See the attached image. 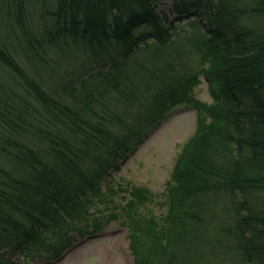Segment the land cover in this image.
I'll list each match as a JSON object with an SVG mask.
<instances>
[{
    "label": "trees",
    "instance_id": "obj_1",
    "mask_svg": "<svg viewBox=\"0 0 264 264\" xmlns=\"http://www.w3.org/2000/svg\"><path fill=\"white\" fill-rule=\"evenodd\" d=\"M164 1L55 0L32 38L26 0H0V27L25 34L32 60L50 48L86 55L46 86L0 34V65L21 84L0 92V264L31 251L56 258L73 233L96 227L101 182L181 104L196 128L165 211L143 213L152 199L139 186L120 206L133 264H211L217 242L231 264H264V0H172L169 12L192 28L193 65L167 51L177 33L158 13ZM142 49L150 56L140 60ZM200 75L210 102L193 94Z\"/></svg>",
    "mask_w": 264,
    "mask_h": 264
},
{
    "label": "rangeland",
    "instance_id": "obj_2",
    "mask_svg": "<svg viewBox=\"0 0 264 264\" xmlns=\"http://www.w3.org/2000/svg\"><path fill=\"white\" fill-rule=\"evenodd\" d=\"M55 0H26L28 9L27 32H31L32 38H38L37 25L42 21L44 8L51 9ZM172 0H166L158 5V13L161 17H167L168 21L164 26H168L177 35L175 41L170 43L167 51L171 54L173 62L194 64L196 57L190 39L188 37L192 28L182 21L176 20V15L169 12ZM45 20V19H43ZM5 25L0 27V34L5 40L10 53L25 70L32 71L36 78L41 79L44 85L54 84L67 70H72L74 65L84 60L85 54L74 46L66 51L56 49H46L42 57L44 61L32 60L33 53L26 51V36L19 31L14 34L7 32ZM174 26V27H173ZM183 30L185 32H183ZM150 41H153L150 38ZM36 50L41 53L38 45L44 46V42L35 43ZM150 56L146 49L139 51L137 58ZM193 62V63H192ZM175 67L179 68L180 64ZM16 74L6 67L0 65V92H11L20 90L21 84L17 85ZM200 82L193 89V94L198 99L210 102L211 97L208 91L207 82L203 76H199ZM39 81V80H38ZM195 111L190 105L181 104L170 110L158 123V125L143 139L136 151L121 162L119 168L110 172L106 181L101 182V190L105 191L102 201H97L90 206L93 215L89 218V223L97 218L96 227L91 226L82 234L73 233L72 243L64 249L58 257L49 258L45 252L31 251L21 259V264H133L132 255L128 249V229L122 224L124 217L120 216V206L125 205L130 197L128 189L132 186H139L149 190L150 198L147 201L143 213L162 214L166 207L164 205V192L166 183L170 178L174 161L180 152L182 145L194 133L196 128ZM112 191H106L105 189ZM221 209V205H218ZM119 215V218L111 217V214ZM123 214V213H122ZM92 219V220H91ZM91 220V221H90ZM223 240V237H222ZM217 242L216 237L211 244ZM215 243L213 249L219 259L214 257L211 264H231L227 257H224L223 244ZM233 264H238L234 261Z\"/></svg>",
    "mask_w": 264,
    "mask_h": 264
}]
</instances>
